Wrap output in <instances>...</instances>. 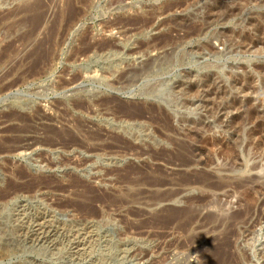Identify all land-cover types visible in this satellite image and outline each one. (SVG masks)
<instances>
[{
    "label": "rangeland",
    "instance_id": "1",
    "mask_svg": "<svg viewBox=\"0 0 264 264\" xmlns=\"http://www.w3.org/2000/svg\"><path fill=\"white\" fill-rule=\"evenodd\" d=\"M1 55L0 115L36 132L0 119V264H264V0H0ZM49 127L76 146L29 148Z\"/></svg>",
    "mask_w": 264,
    "mask_h": 264
},
{
    "label": "bare ground",
    "instance_id": "2",
    "mask_svg": "<svg viewBox=\"0 0 264 264\" xmlns=\"http://www.w3.org/2000/svg\"><path fill=\"white\" fill-rule=\"evenodd\" d=\"M166 42H167V39H165L164 40V44H166ZM164 44H163V46H164ZM49 55L48 54H46L45 52H43V53H41L40 55H38L35 59H32V60H30L32 57H33V54L32 53H30L27 57H28V59H29V61H28V63L27 64H25V66L27 67L26 68V70L24 71V73L23 74H21L20 75V78L18 79V81L21 79V78H25V77H27L28 79H30V78H34V77H39V76H41L42 75V72H41V69L39 70V65H41L44 61H45V59L48 57ZM0 57H2V55L0 56ZM26 57V58H27ZM168 60H169V58L168 57H165L164 59H163V62H162V64H165V63H167L168 62ZM26 61V60H25ZM22 62V61H21ZM24 63V62H23ZM147 68H148V66H145L142 70H140V71H135L134 72V74H133V77L134 78H137L136 80H134V82H133V80L131 81V83H133V85H136L137 84V82H139V81H142V80H146V77H144V76H146L147 74H145V72H146V70H147ZM165 68H168V66L167 67H165ZM139 74V75H138ZM140 76H143V78L142 79H140L141 77ZM9 77V74H6L4 77H3V80H5V79H7ZM138 78H139V80H138ZM23 80V79H22ZM18 81H15L13 84H15V83H17ZM147 84H148V81L146 80V83H144L143 85H142V94L141 95H145L146 94V86H147ZM160 85V84H159ZM6 88H7V86H5ZM11 87V86H10ZM1 88H3V87H1ZM1 90V89H0ZM4 90H6L5 88H3V90L2 91H4ZM150 90V89H149ZM152 90V89H151ZM157 90V89H156ZM156 90H153V91H156ZM2 91H1V93H2ZM159 91V90H158ZM157 92V91H156ZM156 98H159V99H161V97H159V96H157ZM95 105H96V103H95ZM122 108V107H121ZM66 110H65V113H66V115H71V116H76L77 114H79V116H84V115H88V112H85V110H84V105L82 104V103H76V104H74V105H71V104H67V108H65ZM123 110H124V108H123ZM126 110V109H125ZM121 111L122 110H120V112L119 113H121ZM128 111V110H127ZM126 111V112H127ZM141 111V110H140ZM118 112V111H117ZM122 112H124V111H122ZM136 112V111H135ZM143 112V111H142ZM139 112H137V114L136 113H133V112H131V113H129V111L125 114H123V116H125L127 119H128V121H130L131 122V120H136L140 115H141V113H140V115L138 114ZM91 114H93V112L91 113ZM91 114H89L88 116L90 117V115ZM70 116V117H71ZM92 116V115H91ZM0 119H2V125H6L7 123H9V122H11V121H19L20 123H22V126H21V128L17 131L18 133H22V134H26V133H29V132H36L35 130H34V128H33V126L30 124V120H28V118H26V116H22V115H20V113L18 114V113H16L15 111H13V112H4V113H2L1 115H0ZM143 117H144V115H143ZM79 118V117H78ZM125 118V119H126ZM141 118V117H140ZM139 118V119H140ZM144 119V118H143ZM49 120H51V119H49ZM138 121V120H137ZM136 121V122H137ZM78 124V127L80 128V129H82V126L79 124V123H77ZM13 131V130H12ZM97 137L98 136H89V140H94V139H97ZM18 139V138H17ZM19 139L18 140H15V141H12V142H8V141H3L4 143H3V147H1L0 146V155L1 154H5V155H14L19 149H21L19 146H21V145H19L18 143H19ZM247 141V140H246ZM77 139L72 135V134H70V132H69V130L68 129H66V128H62V129H54V128H51V127H49V128H45V129H43V139H40V140H38V139H34L33 140V143L31 144V145H29V148H31V146H34V145H40V146H44L46 149H47V151H52V150H57V149H64V148H67V147H74V146H76V144H77ZM250 142V141H249ZM251 143V142H250ZM256 143V142H255ZM249 147H250V145H249ZM252 147H253V145H252ZM257 147V146H256ZM23 148V147H22ZM25 148H28V146H26ZM263 148V147H262ZM130 149H132V148H130ZM22 150V149H21ZM28 150V149H27ZM250 151L252 152V150L250 149ZM248 152V151H247ZM250 152V153H251ZM249 154V153H248ZM227 156V155H226ZM251 157V156H250ZM18 177H24L25 175H24V173H23V171H21V172H19L18 174ZM135 182V181H134ZM156 184V183H155ZM12 186V185H11ZM10 186V187H11ZM23 186V185H22ZM9 187V188H10ZM29 189H30V187H28ZM28 188H26V189H28ZM31 188H32V186H31ZM21 188H19V187H11L10 188V190H8V189H6V191H4V194H2V196H1V200H2V198L3 199H7V198H10L11 199V196L12 195H19V194H16V193H18V191L19 192H21V190H20ZM24 189H25V187H24ZM23 189V191H25ZM12 190V191H11ZM14 190V191H13ZM15 193V194H14ZM85 194V193H84ZM15 197V196H14ZM82 198V197H81ZM99 198V197H98ZM80 199V198H79ZM88 199V198H87ZM89 199H91V198H89ZM170 199V198H169ZM165 200H168L167 198H152V199H149L148 201H147V203H146V205L148 206V207H152V206H154V205H159L161 202H163V201H165ZM171 200V199H170ZM92 201V200H91ZM95 201H96V199H95ZM98 201V200H97ZM100 201V200H99ZM61 202V201H60ZM175 202H177V201H175ZM69 203V202H68ZM70 204V203H69ZM75 204V203H74ZM80 204H83V203H81L80 202ZM62 206V205H61ZM66 206V205H65ZM72 206V205H71ZM78 206V205H77ZM75 206L74 207V209L75 208H77V209H75L76 211H81L82 210V206ZM70 207V206H69ZM86 207V206H85ZM87 208V207H86ZM70 209V208H69ZM84 210V209H83ZM82 210V211H83ZM94 210V209H93ZM196 210V209H195ZM82 211H81V213H82ZM85 211H86V209H85ZM62 212V211H61ZM90 212H92V211H90ZM89 211H88V213L91 215V216H96V213L93 211L92 213H90ZM177 212H178V210H177ZM179 212H181V215H182V213H189V212H191V208H186V209H184V210H181V211H179ZM75 213V212H74ZM83 213H84V211H83ZM82 213V214H83ZM193 213V212H192ZM85 214V213H84ZM83 214V215H84ZM89 214H87V215H89ZM98 214V213H97ZM108 215V214H107ZM180 215V214H179ZM91 216H87V217H91ZM63 217V216H62ZM69 217V216H68ZM67 217V218H68ZM65 218V217H64ZM169 218V217H168ZM71 219V218H70ZM85 219V218H84ZM173 219V218H172ZM187 219V218H186ZM69 220V219H68ZM166 220H167V218H166ZM165 220V221H166ZM196 220V219H195ZM170 221V220H169ZM194 221V220H193ZM67 222H69V221H66V224H67ZM70 224H72V223H74V225L75 224H78L79 223V225L80 226H85V229H86V227H93L94 226V223L93 222H88V221H80V222H77L76 220H73V221H70L69 222ZM148 222H146V223H142V225L143 226H147L148 227V225L149 224H147ZM64 224H65V222H64ZM63 224V225H64ZM155 224V223H154ZM62 225V224H61ZM141 224H140V226H142ZM151 225V224H150ZM70 226V225H69ZM72 226V225H71ZM77 226V225H76ZM134 226V225H133ZM183 226V225H182ZM59 227V226H58ZM61 227V226H60ZM65 228H68V225H67V227H65ZM70 228V227H69ZM84 228V227H83ZM82 228V229H83ZM87 228V229H88ZM62 229V228H61ZM60 229V230H61ZM80 229V228H79ZM86 229V230H87ZM91 228H89V230H90ZM68 230L70 231V229H67V232L66 233H68ZM65 231V230H64ZM63 230H62V232H64ZM80 231V230H79ZM57 232V231H56ZM72 232V230L70 231V233ZM75 232H76V230H75ZM93 232V231H92ZM91 231H90V233H92ZM60 233V232H59ZM74 233V232H73ZM98 233V232H97ZM85 234V233H84ZM70 235V234H69ZM68 235V236H69ZM72 235V234H71ZM76 235V234H75ZM63 236V235H62ZM97 236V235H96ZM66 237V236H65ZM75 237V236H74ZM97 238H98V236H97ZM86 240V239H85ZM89 241V240H88ZM83 242V245H84V241H82ZM89 243V242H88ZM87 243V240H86V244H88ZM75 244V243H74ZM79 244V243H78ZM92 244V243H91ZM80 245V244H79ZM81 245H82V243H81ZM77 247H79V246H77ZM94 247V246H93ZM84 248V247H83ZM80 251V250H79ZM149 252V251H148ZM75 255V254H74ZM146 255V254H145ZM141 256V255H140ZM225 258V257H224ZM207 264H224V261H223V259H221V258H219V259H217L215 262H213L212 261V263H207Z\"/></svg>",
    "mask_w": 264,
    "mask_h": 264
},
{
    "label": "water",
    "instance_id": "3",
    "mask_svg": "<svg viewBox=\"0 0 264 264\" xmlns=\"http://www.w3.org/2000/svg\"><path fill=\"white\" fill-rule=\"evenodd\" d=\"M146 83V80H142V81H139L137 82V84L135 85V89L132 90L131 92L129 93H133L134 91H137L140 95L143 93L142 92V85Z\"/></svg>",
    "mask_w": 264,
    "mask_h": 264
}]
</instances>
